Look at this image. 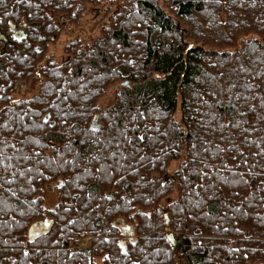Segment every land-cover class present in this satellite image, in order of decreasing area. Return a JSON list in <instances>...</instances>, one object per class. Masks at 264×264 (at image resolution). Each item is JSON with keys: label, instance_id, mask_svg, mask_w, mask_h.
I'll return each mask as SVG.
<instances>
[{"label": "trees", "instance_id": "16d2710c", "mask_svg": "<svg viewBox=\"0 0 264 264\" xmlns=\"http://www.w3.org/2000/svg\"><path fill=\"white\" fill-rule=\"evenodd\" d=\"M94 2L0 0V264L264 261V39L207 48L264 34V0H121L101 37L48 55Z\"/></svg>", "mask_w": 264, "mask_h": 264}, {"label": "rangeland", "instance_id": "374dc122", "mask_svg": "<svg viewBox=\"0 0 264 264\" xmlns=\"http://www.w3.org/2000/svg\"><path fill=\"white\" fill-rule=\"evenodd\" d=\"M121 0H95L94 3H84L78 4L79 16L76 22L73 24L62 25V32L60 36L56 40H52L48 43L47 46V54L52 56L55 60L64 61L67 57L66 55V47L75 39H84L88 41L89 39L99 38L102 36L101 27L107 22V19L114 13L118 7V3ZM258 39L263 40L264 34L261 36L246 33L243 36H236L234 38V45L222 44L220 46H207L208 49H216L220 52L227 51H237L239 48L243 46L244 41L249 39ZM225 42L227 43V35L225 36ZM230 42V41H229ZM47 55V56H48ZM42 83L41 74L38 72L33 79L28 82L21 83L20 87L14 92L13 98L11 101V105L15 104L18 101H22L24 99L34 98L40 91ZM120 85H111L105 95L99 100L100 111H106L109 109L115 102V94L116 90ZM4 105L1 107L3 108ZM180 118V110L178 112V119ZM182 161H173L169 165V173L174 174L179 168ZM176 198V197H175ZM172 199L174 197L172 196ZM176 200V199H174ZM58 203V197L53 190H49L46 193V205L48 209H53ZM116 226L122 230L124 236L126 238L134 237L133 236V225L128 223L125 219L121 218L116 221ZM43 231L42 227L40 230ZM171 243L176 249H180L184 246V241L180 237H174L172 234L170 235ZM89 238H83L80 240L79 244L76 246L80 250H87L89 248ZM75 247V248H76ZM98 264H104L102 258L97 260ZM252 264H264V261L253 262Z\"/></svg>", "mask_w": 264, "mask_h": 264}, {"label": "water", "instance_id": "95a60500", "mask_svg": "<svg viewBox=\"0 0 264 264\" xmlns=\"http://www.w3.org/2000/svg\"><path fill=\"white\" fill-rule=\"evenodd\" d=\"M11 31L13 33H15V39L16 40H21L24 37V33L22 31H17L14 26L11 27ZM93 126L94 127H97V119H95V122H94ZM38 225L39 224L34 225L31 228L30 232H29V239L31 241H34L37 238V236H38V234H37V227H38ZM45 227L48 228V225L45 224Z\"/></svg>", "mask_w": 264, "mask_h": 264}, {"label": "snow or ice", "instance_id": "6c2138e0", "mask_svg": "<svg viewBox=\"0 0 264 264\" xmlns=\"http://www.w3.org/2000/svg\"><path fill=\"white\" fill-rule=\"evenodd\" d=\"M95 130V129H94Z\"/></svg>", "mask_w": 264, "mask_h": 264}]
</instances>
